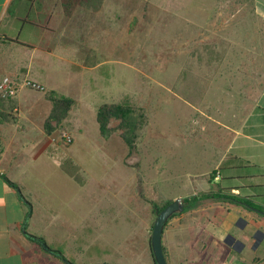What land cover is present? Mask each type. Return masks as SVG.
<instances>
[{
  "label": "rangeland",
  "instance_id": "rangeland-1",
  "mask_svg": "<svg viewBox=\"0 0 264 264\" xmlns=\"http://www.w3.org/2000/svg\"><path fill=\"white\" fill-rule=\"evenodd\" d=\"M108 1L100 13L88 10L86 16L91 20L87 34L78 36L83 48L87 44H99L97 47L101 50L72 51L74 48L68 44L70 36L63 29L62 21L68 20L61 5V28L56 33L19 21L23 30L12 34L29 47L20 48L22 55H17L18 46H14L12 55L0 50V76H11L23 62L41 72L42 81L34 82L45 89L28 87L26 92L42 98L45 112L50 104L46 93L52 89L73 97L75 104L64 118L55 119L54 128L73 130L71 120L78 124L84 119L89 131H74V135L75 146L81 151L86 144L93 146L92 163L86 168L93 175L103 173L112 185L111 182H118L121 186L123 182L130 189L131 203L125 201L126 206L136 209L140 199L141 207L149 206L144 202L148 201L154 208L150 201L161 206L206 186L201 176L212 178L216 169L210 163L212 157L215 153L223 155L229 147L231 136L225 127L240 123L244 118L241 113L255 105L259 79L264 74V50H256L261 43L259 32L250 19L246 20L255 12V3L254 0H220V3L216 0H115V4ZM206 1L209 2L202 4ZM22 3L27 1L13 2L11 13L18 12ZM197 14L205 16L208 26L197 30ZM17 15L40 25H50L46 12L38 15L26 10ZM181 16L189 18L188 25ZM71 22L81 26L78 16ZM48 46L52 47V54L47 52ZM70 59L76 66L71 67ZM91 65L98 66L90 68ZM85 81L87 84L82 85ZM88 85H91L89 89L85 87ZM125 101L144 113L145 122L133 151L119 134L113 135L112 140L123 143L124 150L118 144L119 150L113 152V159L107 160L105 152H110L111 145L100 133L97 111L105 102ZM26 123V119L21 121ZM117 124L118 121L113 122ZM31 140L26 138L24 142ZM123 151L126 165L122 164ZM45 166L48 168L49 164L45 162ZM52 170L57 172L59 168L55 164ZM137 173L142 199L137 195ZM46 194V204L50 199L55 206L62 202L57 190L50 192L47 186ZM52 230V227H41L50 240ZM125 230L127 234L128 228Z\"/></svg>",
  "mask_w": 264,
  "mask_h": 264
},
{
  "label": "crops",
  "instance_id": "crops-1",
  "mask_svg": "<svg viewBox=\"0 0 264 264\" xmlns=\"http://www.w3.org/2000/svg\"><path fill=\"white\" fill-rule=\"evenodd\" d=\"M25 1L27 4H20L18 12L13 14L12 3L16 0H0L1 52L12 55L14 46H18L17 55H22L20 48L28 46L12 34L18 29L23 30L19 26L20 20L56 33L61 28V5L68 20L62 21L63 29L70 36L68 44L74 48L72 51L89 52L98 48L99 44H87L83 48L78 36L87 34L88 21L91 20L86 16L88 10L100 13L106 0L96 11L78 3L70 14L65 11L64 0ZM112 2L115 4V0ZM216 3H220V0H216ZM254 3L255 12L246 20L250 19L257 28L261 43L256 50L263 51L264 0H254ZM78 7L79 12L75 13ZM26 10L38 15L46 12L50 25H40L28 18L18 17V13ZM75 16L80 18L81 26L72 24L71 19ZM182 18L188 25L189 18ZM208 24L205 16L197 14V30ZM252 32L256 35L255 30ZM47 52L53 53L51 46H48ZM73 62L69 60L71 67L75 65ZM25 64L23 62L19 71L11 75L21 84L16 96L6 98L0 94V114L18 116L17 123L7 119L0 122V264H68L56 253L32 240L27 233L45 238L49 247L63 251L65 257L76 264H158L152 250L155 207L148 201L144 202L149 206L141 207L140 199L136 209L126 206L125 201H131L128 198L130 189H126L123 182L121 186L118 182H111L112 185L103 173L93 175L86 168L92 163L93 146L86 144L85 150L81 151L79 146H75L74 135V131H89L84 119L78 124L71 120L73 130L57 127L53 132L69 131L74 137L73 143L63 144L52 140L45 123L53 112V103L46 93L50 104L45 112L42 98L26 92L28 87L35 88L22 83L42 81V76L34 67ZM40 64L43 66L44 63ZM98 65H91L90 68ZM261 78L255 105L241 113L244 118L240 123H230L225 127L231 136L228 150L223 155L215 153L210 161L216 165L215 170L222 166L220 178L215 176L212 181V178L201 176L207 182L206 186L195 189L190 195L210 191L234 193L250 198L264 211V74ZM85 87L89 89L91 85ZM79 114L84 115L83 111H79ZM23 119H26V124H21ZM52 124L55 125L56 121L53 120ZM112 137L107 139L111 145L110 152H105L107 160L113 159V152L119 150L118 144H122L124 150L123 143L113 141ZM26 138H31V142L25 143ZM122 153V164L126 165L124 151ZM45 162L49 164V169ZM55 164L59 168L57 172L52 170ZM7 178L19 185L30 205L21 199L19 191ZM223 178L227 179L223 181ZM138 179L137 173V183ZM217 181L221 182L218 186L214 185ZM134 183L133 187L136 185ZM47 186L50 192L57 190L58 197L62 198L61 203L55 206L50 199V203L46 204ZM137 187V195L142 199L139 183ZM42 226L53 228L51 240L41 231ZM230 233L245 243L240 251L225 242ZM259 233L262 238L256 240L255 235ZM162 243L168 264H264V213L222 199H205L199 206L169 219L164 226Z\"/></svg>",
  "mask_w": 264,
  "mask_h": 264
},
{
  "label": "trees",
  "instance_id": "trees-1",
  "mask_svg": "<svg viewBox=\"0 0 264 264\" xmlns=\"http://www.w3.org/2000/svg\"><path fill=\"white\" fill-rule=\"evenodd\" d=\"M81 3L85 7H89L93 10H99L103 4L104 0H64V7L66 13L70 14L75 7L76 4ZM188 72L186 71V74ZM42 89L44 90V86ZM40 89V90H42ZM48 98L53 103V112L51 116L47 119L45 126L48 134H52L55 131V128L52 124L53 120H60L64 118L68 111L72 108V106L75 104V99L71 96H68L66 94H61L57 90H52L48 94ZM184 98L188 101L193 102V99L188 97L187 95H184ZM4 119H7L9 121L18 122V116L11 115L5 116L3 114H0V122ZM97 120L100 126V133L103 138L108 139L112 137L115 134H119L124 141L129 146L130 150L133 151L136 148V138L139 135L140 129L143 127L145 115L141 110H138L136 107H134L130 102H105L103 103L97 111ZM118 121L117 125H113V122ZM222 167V166H221ZM220 167V169H221ZM219 170H214L212 173V181L215 179V176L220 173ZM9 183L15 187L19 193L21 199L30 205V202L26 199V197L21 193L20 187L17 183L7 178ZM227 178H223V181ZM205 199H222L226 200L235 204H241L245 205L248 208H251V205H254L256 207H260L256 203H254L250 198L248 197H242L240 195H236L234 193H224V192H203L200 194H194L190 196H185L180 199L181 203L184 205V210H180L177 212H174L170 215V217L166 220L165 225L169 221L170 218L175 216L178 213L186 212L190 209H193L197 206H199L203 200ZM175 200H169L165 202L163 205H159L158 203L154 201H150L152 205L155 207L157 217L160 211H162L165 207H167L169 204L174 202ZM261 208V207H260ZM155 221L152 225V232L154 229ZM164 225V226H165ZM27 235L34 240L35 242L39 243L40 245H45L46 240L45 238L37 235H33L30 233H27ZM51 250L56 253L58 256L63 258L68 264H76L71 260H68L65 255L63 254V251L61 250ZM98 264H107V263H98Z\"/></svg>",
  "mask_w": 264,
  "mask_h": 264
},
{
  "label": "water",
  "instance_id": "water-1",
  "mask_svg": "<svg viewBox=\"0 0 264 264\" xmlns=\"http://www.w3.org/2000/svg\"><path fill=\"white\" fill-rule=\"evenodd\" d=\"M253 209L261 213H264V211L259 208H253ZM180 210H184V205L181 203L180 199L175 200L174 202H172L162 211L159 212L158 217L155 221L154 229L152 233V250L154 252L155 259L158 264H168L162 243V236H163L165 222L172 213ZM225 242L233 246L235 249H238L239 251L245 245V243L241 239H239L236 235L232 233L228 234V236L225 239ZM44 246L48 250L52 251L51 247H49L47 244H45Z\"/></svg>",
  "mask_w": 264,
  "mask_h": 264
},
{
  "label": "built area",
  "instance_id": "built-area-1",
  "mask_svg": "<svg viewBox=\"0 0 264 264\" xmlns=\"http://www.w3.org/2000/svg\"><path fill=\"white\" fill-rule=\"evenodd\" d=\"M25 86H30L35 89H42L41 84L34 81H25L22 83ZM20 83L11 76H4L0 81V94L6 98H12L16 96L19 91ZM43 90V89H42ZM52 140L56 142H62L63 144H71L74 141L73 135L67 130H61L57 134H51ZM216 178H220V173L216 175Z\"/></svg>",
  "mask_w": 264,
  "mask_h": 264
},
{
  "label": "flooded vegetation",
  "instance_id": "flooded-vegetation-1",
  "mask_svg": "<svg viewBox=\"0 0 264 264\" xmlns=\"http://www.w3.org/2000/svg\"><path fill=\"white\" fill-rule=\"evenodd\" d=\"M253 208H258V207H256V206H254V205H251V208L250 209H253ZM254 210V209H253ZM256 240H260L261 238H262V234H256Z\"/></svg>",
  "mask_w": 264,
  "mask_h": 264
}]
</instances>
